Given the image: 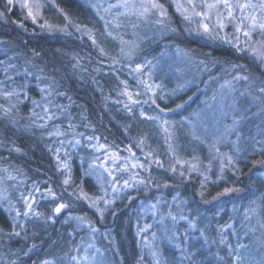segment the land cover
<instances>
[{
    "label": "rangeland",
    "instance_id": "374dc122",
    "mask_svg": "<svg viewBox=\"0 0 264 264\" xmlns=\"http://www.w3.org/2000/svg\"><path fill=\"white\" fill-rule=\"evenodd\" d=\"M82 1L97 18L99 27H89L84 17L79 20L77 16L63 12L52 0H12L31 22L42 30L57 34L70 49L74 47L85 53L88 47L117 64L124 61L122 66L127 77L121 94L125 95V100L121 98V102H113L110 107L129 114L137 108L139 114L157 123L161 136L169 132L172 148L162 152L167 167L176 163L180 169L187 166L189 175L185 180H199L195 188L197 205H189V197L184 198L180 192L172 190L168 197L153 193L150 198L139 200L130 210L131 225L136 234V253L132 261L135 264H187L190 260L207 264H264V194L254 195L250 190L247 199L234 198L228 203L217 198L219 195L208 200L204 197L207 181L212 180L209 169L210 163L216 160L217 147L222 153L221 166L225 164V156L229 158L228 164L233 163L231 154L236 146L240 147V154L246 153L245 147L251 153L264 149V126H260L264 125V105H261V97L252 94V91L261 93L262 88L236 72L228 82L214 80L213 85L207 79L204 83L195 82L193 78L198 77L194 58L176 44L171 49L165 45L172 29L166 9L158 0ZM169 1L176 15L185 20L191 34L205 42L224 41L249 50L262 60L264 68V44L260 41L264 30L259 28V24L264 23V0H227L232 16L223 0ZM210 4L216 7L209 8ZM239 5L251 7L241 9ZM29 10L33 15H29ZM252 17H256L254 29L249 27L253 23ZM204 24L209 26L208 32L204 31ZM238 27L240 31H237ZM244 32L249 35L245 36ZM80 46H85V50ZM5 55L0 53V117H9L14 124L22 120L24 128L45 134V147L50 150L57 169L63 172V182L70 183L72 160L80 166L83 176L93 179L96 194L90 195L79 187L76 191L97 213L100 223L104 222L107 213L114 217L118 211L115 209L117 202L124 206L138 192L164 188L165 183L148 187L138 173L139 170L149 173L152 165L164 166V163L160 164L161 157L154 155L159 148L157 138L155 143L145 136L138 137L140 140L133 139L139 145L136 151L135 145L130 148L119 138L121 143L118 142L115 149L81 124L82 112L77 106L66 104L68 98L55 91L52 78L41 74V69L33 65V59L22 61L27 65H13L7 59L14 57ZM73 66L81 65L75 62ZM242 80L245 87L239 85ZM196 86L198 88L192 91ZM185 89L191 91L185 92ZM180 96L183 99L167 106ZM23 102L27 106L21 113ZM163 136L159 139L167 141V136ZM179 138H187V144L183 146L178 142ZM241 138L246 139L245 146ZM198 141L206 144L207 151L212 153L204 158V169L186 163L192 162V157L177 159L171 154L173 149L191 150ZM3 156V159L8 157L7 154ZM260 164L264 165V161ZM15 170L0 161V203L13 227L18 225L23 230L29 220L43 221L46 212L39 208L45 205L44 200H51L55 206L48 213L63 214L60 222L77 235L69 264H118L111 250L100 246L99 230L93 223L67 211L66 204L48 185L22 179ZM68 183H63L61 193ZM14 191L17 198L12 196ZM237 193L244 194L241 189ZM223 194L229 195L232 191ZM59 196L64 194L59 193ZM59 205L64 207L57 213L55 209ZM9 233L0 229V236ZM104 233L109 236L111 230L106 228ZM99 239L104 242V238ZM113 251L117 256V249L113 248ZM58 260L67 264L66 259ZM55 261L52 258L39 264H58ZM0 264H8L4 256Z\"/></svg>",
    "mask_w": 264,
    "mask_h": 264
},
{
    "label": "trees",
    "instance_id": "16d2710c",
    "mask_svg": "<svg viewBox=\"0 0 264 264\" xmlns=\"http://www.w3.org/2000/svg\"><path fill=\"white\" fill-rule=\"evenodd\" d=\"M52 1L59 9L65 8L67 12L78 16L80 19L91 17L92 11L82 0ZM158 1L165 7L168 24L172 29L170 36L165 40V45L171 49L176 44L189 57L194 58L197 77H201L200 83H204L209 76L220 75L217 65L219 67L223 65L226 67L225 74H227L224 79L229 80L236 72L243 77L252 79L251 81H254L255 85L264 88V68L261 59L256 58L249 50L238 48L224 41H217L215 44L205 42V39L191 34L185 20L176 15L172 2L169 0ZM25 15L14 2L9 3V0H0V53L10 54L13 57L18 54L21 55L23 59L13 65H27L22 61L28 58L33 59V65L41 69V74L47 78H52V87L55 88V91L64 93L68 98L66 104L77 106L82 112L81 124L87 126L92 134L100 137L115 149L118 142L121 143L119 138L129 144L130 148L135 145L133 148L135 151L139 146L135 144L136 140H140L138 137L145 136L153 143L157 140L159 148L154 155L161 157L162 162L160 164L164 163V166L157 168L152 165L149 168V173L144 172L145 170H139L138 173H140L142 181L147 182L148 187L152 184L162 185L163 183L165 186L161 189L149 190L148 193L138 192L124 206H120L117 202L115 209L118 211L114 217L107 213L103 217L104 222L100 223L97 213L88 206L76 191L79 187L90 195L96 194L97 186L93 179L89 176H83L80 166L75 160H72L70 183L65 184L66 190L61 193L60 188L64 183V174L57 169L50 150L45 147L46 137L42 131L39 134L33 128H24L22 120L14 124L9 117H0V158L7 154L8 157L4 158L3 163L6 166L15 167L16 173L24 171L23 167L26 163L32 162L38 165L36 170L38 177L44 181L45 187L48 185L51 192L58 195L59 199L66 204L67 211L86 219L97 227L99 230L97 238L100 246L103 245L106 250H111L114 260L118 261V264H135L132 258L133 254L136 253L134 244L136 234L131 225L130 210L135 207L139 200L148 199L153 193H162L168 197L172 190L180 192L184 198L189 197V205H197L199 201L196 198L197 190L195 188L199 180H185L189 175L187 166L180 169L176 163L169 168L167 167L162 152L168 150L173 144L169 132L163 133L161 136L157 123L139 114L137 108H133L129 114L124 110L110 107L113 102H121V98L125 100V95L121 94V89L126 86L124 80L127 77L124 66H122L124 61L117 64L116 61L101 56L88 47L85 53L76 51L74 47L70 49L67 47V42L64 43L58 39L57 34L40 29ZM95 19L97 18L95 17ZM260 41L264 44V36L260 37ZM80 47L85 50V46ZM75 62L81 66H73ZM228 68L229 72H227ZM193 79L196 80L195 77ZM207 81L210 80L207 79ZM239 85L245 87V82L242 80ZM252 94L255 97H261V105H264V92L256 94L252 91ZM183 96L185 97V95ZM183 96L171 101L167 106L183 99ZM158 104L162 105L161 102ZM26 106L25 102L21 104V113L24 112ZM184 108L186 109L185 106ZM260 126L263 128L264 125L260 124ZM255 128L256 126L253 130ZM33 131L34 134H32ZM260 132L263 131L260 129ZM163 135L167 136V141L159 139V137L163 138ZM261 135L263 136L262 133ZM155 138L157 139L155 140ZM244 140L247 144L246 139L241 138V143L245 146ZM187 141V138H179L178 140L183 146L187 144ZM206 148V144L198 141L193 144L192 151L185 150L183 147L180 148V151L170 150L172 152L170 153L176 158L192 157V162L186 163L204 169L206 168L203 163L206 161L204 158L212 154ZM253 149L254 146L250 150ZM220 150L219 147L215 149L216 160L210 163L209 174L212 180L207 181L206 193H204L206 200L213 199L218 193H224L226 188L233 189L232 194H222L217 197L225 203L234 198L242 200L245 197L247 199L246 196L249 195L250 190L254 195L264 194V165L260 164L264 161V149L251 153L245 147L246 153L240 154V147L236 146L235 151L231 154L233 163L228 164L229 158L225 156L223 157L225 164L222 166L219 163L222 156ZM191 153L192 156H190ZM193 154L195 155L193 156ZM49 166L52 168H48ZM197 167H193V169ZM239 189L244 194L238 195ZM59 193L64 194V196H59ZM12 196L17 198V192L14 191ZM230 197L231 199H229ZM262 205L264 224V197L262 198ZM53 206H55L53 202L48 200L44 206L40 207L42 209L39 208V211L44 209L43 211L46 212L44 220L41 221L38 218L34 221L29 220L23 230L19 229L18 225L13 227L6 212L0 209V229L6 233L10 232L5 234V237L0 236V259L4 256L8 264H39L53 258L58 264H63L62 262L59 263L58 259H66V263L69 264L71 261L69 257L73 255L72 249L76 243L77 235L69 231L68 225L60 222L63 214L54 216L52 212L48 213ZM106 228L111 230L109 236L103 235ZM99 238H104V242H100ZM113 248L117 249V256L114 255Z\"/></svg>",
    "mask_w": 264,
    "mask_h": 264
},
{
    "label": "bare ground",
    "instance_id": "6f19581e",
    "mask_svg": "<svg viewBox=\"0 0 264 264\" xmlns=\"http://www.w3.org/2000/svg\"><path fill=\"white\" fill-rule=\"evenodd\" d=\"M83 2V1H82ZM84 3V2H83ZM85 4V3H84ZM86 5V4H85ZM88 7V6H87ZM58 8V7H57ZM61 9L63 10V12H67L66 11V9L64 8H62L61 7ZM67 13H69V12H67ZM72 16H76V15H73L72 14ZM76 18H78V16L76 17ZM79 20H81L80 18H78ZM84 20H86V22H87V24L89 25V27H91V28H93V27H97L98 25H97V20H95V17L91 14V17L90 18H87V17H84ZM99 27V26H98ZM21 59H23L22 57H21V55H16V57H14L13 59H12V57H11V60L10 59H7L8 61H10V62H12V63H18ZM217 67L219 68V70H220V75H216V76H209L207 79L208 80H210L209 81V83H212V85H213V82H214V80L215 81H222V82H228L229 80H227V79H224V77H226L227 76V74H225V72H226V67H224L223 65H220V67H219V65H217ZM227 72H229V68L227 69ZM201 79V77H199V78H196V80H195V82L196 81H198V80H200ZM174 84H178L177 82H175ZM198 88V86H196L195 87V89L194 90H192V91H195L196 89ZM183 91H185V92H190L191 90L190 89H185V90H183ZM185 96H187V94L185 95ZM24 124V123H23ZM21 125V124H20ZM161 138V137H160ZM41 159V158H40ZM42 160H43V158H42ZM0 161L3 163V161H4V159H3V157H1L0 158ZM25 166L23 167L24 168V171H21V176H22V179L23 178H26L27 179V181H35V182H38L39 184H41V185H45V184H43V180H41L39 177H38V174H37V168H38V165H35L34 163H32V162H30V163H26V164H24ZM48 168H52L51 166H49ZM14 173H16V172H14ZM27 174L26 176H25V174ZM71 175H72V173L70 172L69 173V177H71ZM68 189V188H67ZM47 201L48 200H44L43 202L46 204L47 203ZM0 209H1V211H4L5 212V210H4V206H3V204L2 203H0ZM6 215H7V217L9 218V216H8V214L6 213ZM173 264V263H172ZM187 264H200V262H198V261H196V260H194V261H189Z\"/></svg>",
    "mask_w": 264,
    "mask_h": 264
},
{
    "label": "snow or ice",
    "instance_id": "6c2138e0",
    "mask_svg": "<svg viewBox=\"0 0 264 264\" xmlns=\"http://www.w3.org/2000/svg\"><path fill=\"white\" fill-rule=\"evenodd\" d=\"M12 2V0H9V3H11ZM223 2H224V4H225V7H227L228 9H229V16H232V9H231V6L230 5H228V3H227V0H223ZM157 5H153V7H156ZM208 7L209 8H213V7H216V5L215 4H210V5H208ZM239 7L241 8V9H243V8H245V7H251V5H239ZM29 15L31 16V15H33V13H32V11L31 10H29ZM37 15H38V13H37ZM33 19H35V17L33 16ZM252 20H253V23L251 24V25H249V27L250 28H255L257 25H256V23H255V20H256V17H252ZM202 27H203V29H204V31L205 32H208L210 29H209V26L207 25V24H204V25H202ZM259 28L261 29V30H264V23H260L259 24ZM241 30V28L240 27H238L237 28V31H240ZM244 35L245 36H248L249 35V32H244ZM262 55H264V53H262ZM261 91L262 92H264V88H262L261 89ZM65 183H68V181L67 180H65L64 181ZM231 191H233V189H228V188H226V189H224V193H228V192H231ZM223 193H218V195H222ZM107 203V202H106ZM64 207V205H59V206H57L56 207V209H55V212H60L61 211V209ZM27 214V213H26ZM73 259H75V258H73ZM45 264H47V262H45Z\"/></svg>",
    "mask_w": 264,
    "mask_h": 264
}]
</instances>
